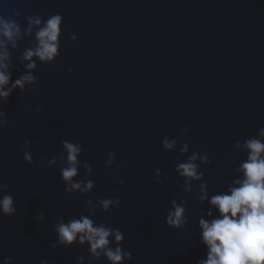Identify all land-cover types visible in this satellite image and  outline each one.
<instances>
[{
	"label": "water",
	"instance_id": "obj_1",
	"mask_svg": "<svg viewBox=\"0 0 264 264\" xmlns=\"http://www.w3.org/2000/svg\"><path fill=\"white\" fill-rule=\"evenodd\" d=\"M56 14L63 18L59 56L53 63L34 57L38 83L0 104L9 120L0 129V184H10L16 207L13 216L0 214V264L7 257L77 264L79 256L108 264L89 261L87 245L53 250L50 243L59 217L90 215L98 198L117 195L119 207H97L91 218L124 233L120 246L133 256L125 264H197L207 252L198 221L210 219L209 209L218 215L199 200V186L206 183L210 198L242 178L237 169L247 153L235 141L264 127V0H0V16L21 27L16 48L7 45L13 79L28 71L22 56L37 43L35 32L26 34L27 17ZM185 126L191 132L181 134ZM165 137L177 141L173 150L163 149ZM26 140L35 145L27 149L32 165L20 151ZM64 140L82 145L77 179L94 181L89 193H65L63 160L37 166L42 156L64 155ZM109 152L116 160L106 174ZM193 152L211 163L197 161L204 176L186 191L174 168ZM172 200L186 209L183 227L166 225Z\"/></svg>",
	"mask_w": 264,
	"mask_h": 264
},
{
	"label": "clouds",
	"instance_id": "obj_2",
	"mask_svg": "<svg viewBox=\"0 0 264 264\" xmlns=\"http://www.w3.org/2000/svg\"><path fill=\"white\" fill-rule=\"evenodd\" d=\"M63 18L60 14L52 15L46 20L41 16H28L26 34L32 35L35 32L37 41L35 48L26 50L22 56V62L27 61V72L13 79V74L9 71L11 67L10 53L7 45L11 44L13 48L17 46V40L21 36V27L16 20L0 16V104H6L12 94L19 90L24 93L32 88L26 86L38 83V77L33 74L36 67L34 57L43 63H53L59 56L60 37L62 35ZM77 35L73 33L71 40L75 42ZM66 71L71 73L73 69L67 68ZM36 113L44 111L42 106L35 109ZM9 125L6 112L0 110V129ZM191 132L188 126L181 129V134ZM258 137L253 136L246 138L243 142L235 141L234 147H240L243 143V149L247 153V158L240 164L237 169L242 173V178L233 181L226 192L213 195L209 198L206 183L200 184L199 200L205 201L216 210L218 215L213 217L211 209L207 212L210 219L200 218L198 226L200 228V242L206 247V258H200L197 264H264V127L259 128ZM175 139L165 137L162 140V147L171 151L176 145ZM29 141H25L20 151L23 152V159L27 164L34 163L29 147H34ZM64 155L53 156L49 159L42 156L38 162L40 168H51L56 165L58 160H63L64 165L59 167V174L64 191L72 195L74 189L79 190V194L89 193L94 189L95 183L88 178L77 179L83 148L79 141L61 142ZM102 147V146H101ZM207 148V146H204ZM189 145L183 144L181 153H187ZM116 160L115 153H107L105 168L111 174L112 166ZM210 164L209 155H200L193 152L186 160L180 161L175 165L174 170L177 175L183 178L186 185L185 190L191 191L193 181H200L204 172L200 170L197 161ZM125 165L128 160L124 161ZM86 175L91 177L93 168L87 161L83 162ZM155 182L159 184L160 169H156ZM121 187L124 185L123 180H119ZM10 184H0V214L4 216H13L16 214L15 201L9 194ZM119 193V189H117ZM87 205L92 204L91 199L85 201ZM121 204L119 195L115 199H97L96 206L90 215L80 213L79 217H73L65 222L63 217L58 218L53 231L56 234V240L50 243L53 250L60 246L71 247L74 244L88 246L89 261L95 259L102 261L106 259L108 264H125V261L133 260L132 253L123 250L120 246L124 242V233L119 229L109 227L104 223L97 224L91 216L95 215L96 208L107 213L111 208H117ZM186 209L182 204L175 200L171 201V208L166 216V225L168 227L180 228L187 224L185 216ZM40 222L45 221L43 213L37 215ZM116 246L113 247L112 245ZM84 256L77 257V264H84ZM4 264H14L13 257L4 259ZM40 264H50L47 259L40 261Z\"/></svg>",
	"mask_w": 264,
	"mask_h": 264
}]
</instances>
